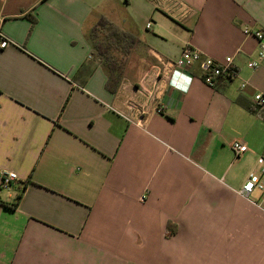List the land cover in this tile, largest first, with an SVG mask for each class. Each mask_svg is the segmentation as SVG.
<instances>
[{"label":"crops","instance_id":"1","mask_svg":"<svg viewBox=\"0 0 264 264\" xmlns=\"http://www.w3.org/2000/svg\"><path fill=\"white\" fill-rule=\"evenodd\" d=\"M103 16L140 39L115 91ZM258 31L264 0H0V264H264ZM188 45L235 76L171 67Z\"/></svg>","mask_w":264,"mask_h":264},{"label":"built area","instance_id":"2","mask_svg":"<svg viewBox=\"0 0 264 264\" xmlns=\"http://www.w3.org/2000/svg\"><path fill=\"white\" fill-rule=\"evenodd\" d=\"M148 27H150V24H148ZM256 39L259 43V54H258V60H254L251 63H249V66L256 70L259 65L260 61L264 59V31H258L256 32ZM16 43L6 37H4L0 33V48L6 49L9 46L15 45ZM196 62H201V70L204 77V81L212 86L215 87L217 80L219 78L225 77V78H233L235 76V72L232 68V58H227L225 62H219L213 58L204 56L199 50L194 49L191 46H186L177 60L176 63L172 64L171 67H186L190 66ZM171 67L168 63L165 64L163 68V74L165 76H168L170 73ZM246 83L242 84V87H245ZM254 102L258 106L264 105V92H258L254 96ZM158 112H161V110H158ZM140 115L141 116L139 120L132 121L129 117H126L128 121H132L136 124L143 123V117L147 115L145 110L140 109ZM232 150L234 154L237 157H241L245 153L248 152L249 147L246 143L242 141H235L232 144ZM258 165L261 167V175L252 173L246 183L243 186L242 189V195L244 197H250L251 194L255 190H260L264 192V181L262 177L264 176V156H260L258 158ZM18 180V175L15 172L12 171H4L0 175V190L2 189H9L12 187L14 181ZM144 199V198H143Z\"/></svg>","mask_w":264,"mask_h":264},{"label":"trees","instance_id":"3","mask_svg":"<svg viewBox=\"0 0 264 264\" xmlns=\"http://www.w3.org/2000/svg\"><path fill=\"white\" fill-rule=\"evenodd\" d=\"M90 40L97 56L108 69L107 87L115 91L140 39L103 16L91 29Z\"/></svg>","mask_w":264,"mask_h":264}]
</instances>
